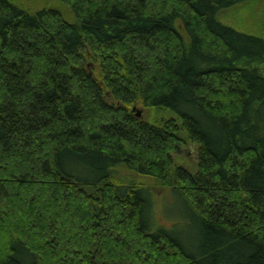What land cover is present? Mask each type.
Instances as JSON below:
<instances>
[{
	"label": "trees",
	"instance_id": "16d2710c",
	"mask_svg": "<svg viewBox=\"0 0 264 264\" xmlns=\"http://www.w3.org/2000/svg\"><path fill=\"white\" fill-rule=\"evenodd\" d=\"M56 1L0 0V264H264V34L218 19L248 0Z\"/></svg>",
	"mask_w": 264,
	"mask_h": 264
},
{
	"label": "rangeland",
	"instance_id": "374dc122",
	"mask_svg": "<svg viewBox=\"0 0 264 264\" xmlns=\"http://www.w3.org/2000/svg\"><path fill=\"white\" fill-rule=\"evenodd\" d=\"M15 2L28 11L40 8L56 9L65 18L72 19L70 11L56 0H15ZM218 19L221 23L243 33L264 34V0H248L241 5L228 8L219 13ZM133 109L139 110L138 107H132V111ZM150 114V109H143L142 119H147ZM173 159L177 165L184 167L190 173L194 174L196 172V151L192 144L183 146L176 154H173ZM121 174L125 176L128 183L143 184L142 187L145 191L151 194L154 199L156 216L159 220L154 223L185 239L190 232V220L181 203L172 192L170 190L158 192L152 179L140 177L135 172L123 170Z\"/></svg>",
	"mask_w": 264,
	"mask_h": 264
},
{
	"label": "water",
	"instance_id": "95a60500",
	"mask_svg": "<svg viewBox=\"0 0 264 264\" xmlns=\"http://www.w3.org/2000/svg\"><path fill=\"white\" fill-rule=\"evenodd\" d=\"M133 111H135V115L137 117H140L141 116V112L139 110L133 109Z\"/></svg>",
	"mask_w": 264,
	"mask_h": 264
}]
</instances>
